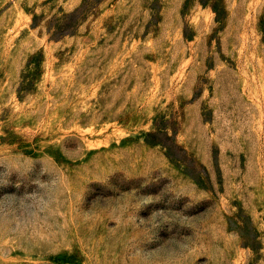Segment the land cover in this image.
I'll return each instance as SVG.
<instances>
[{
	"label": "rangeland",
	"instance_id": "374dc122",
	"mask_svg": "<svg viewBox=\"0 0 264 264\" xmlns=\"http://www.w3.org/2000/svg\"><path fill=\"white\" fill-rule=\"evenodd\" d=\"M0 264H264V0H0Z\"/></svg>",
	"mask_w": 264,
	"mask_h": 264
}]
</instances>
